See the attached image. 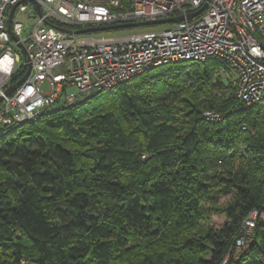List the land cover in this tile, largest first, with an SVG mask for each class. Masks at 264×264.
<instances>
[{"label":"trees","instance_id":"obj_1","mask_svg":"<svg viewBox=\"0 0 264 264\" xmlns=\"http://www.w3.org/2000/svg\"><path fill=\"white\" fill-rule=\"evenodd\" d=\"M233 74L172 61L4 126L0 264H264V217L235 244L264 215V98L240 102Z\"/></svg>","mask_w":264,"mask_h":264},{"label":"built area","instance_id":"obj_2","mask_svg":"<svg viewBox=\"0 0 264 264\" xmlns=\"http://www.w3.org/2000/svg\"><path fill=\"white\" fill-rule=\"evenodd\" d=\"M0 0V130L26 121L46 107L62 106L146 71L177 60L203 61L210 56L232 67L237 99L252 104L264 98V0ZM38 6V8H37ZM28 10L34 21L27 34L16 13ZM183 15L166 27L145 26L126 34H67L54 21L78 28L155 20ZM154 24L149 26H157ZM125 29V28H119ZM12 36L16 37L15 40ZM19 44L29 63L24 81L10 94L6 87L19 66L27 70ZM24 72V73H25ZM46 84L47 89L44 88ZM74 85L78 92L69 94ZM204 117L220 118L205 111ZM262 217L252 209L243 219L240 248Z\"/></svg>","mask_w":264,"mask_h":264},{"label":"water","instance_id":"obj_3","mask_svg":"<svg viewBox=\"0 0 264 264\" xmlns=\"http://www.w3.org/2000/svg\"><path fill=\"white\" fill-rule=\"evenodd\" d=\"M25 1H32L33 2V0H20L18 3L14 4L10 9L9 18H8V22H9L8 27H9L10 33H11L10 23H11L13 12L19 3H22ZM207 1L208 0H206L205 3L196 12L188 14L187 17H192L193 15L201 12L205 8ZM37 8H38V6H37ZM182 19H184V16L179 15V16H172V17H166V18H159V19H155V20L135 21V22H127V23H121V24H113V25L87 26V27L73 28V29L64 28V27H57V28L59 30L67 33V34L79 35V34H85V33H94V32L114 30V29H119V28H129V27H137V26H145V25L172 23V22H178ZM12 37L15 40L17 39L14 36H12ZM19 47L21 49L22 56L24 57L25 64L28 67L29 63H28V59L26 57L25 49H24L22 44H19ZM28 72H29V67L27 68L26 72L22 75V77L19 80H17L16 82H14V83H12L6 87V89L4 90V95H8L11 92H13L24 81ZM2 98H3V95H0V101L2 100Z\"/></svg>","mask_w":264,"mask_h":264},{"label":"rangeland","instance_id":"obj_4","mask_svg":"<svg viewBox=\"0 0 264 264\" xmlns=\"http://www.w3.org/2000/svg\"><path fill=\"white\" fill-rule=\"evenodd\" d=\"M26 4L28 5H32L33 3L31 1H28ZM27 12H29L28 10L26 11H20L16 13L17 18H19V20L23 23L25 30H24V35L27 34L30 30L31 25L33 24L34 19L29 16L27 14ZM167 24H161V25H157V26H149V25H145V28L148 29H154V28H162V27H166ZM140 28H125V29H114V30H108V31H101L99 33H97L96 35H103V36H109V35H118V34H126V33H130L133 31H137ZM223 79L225 82H227V76L223 75ZM44 88L47 89L46 84H44ZM67 92L69 94H76L78 92V90L76 89V87L74 85H70L67 87ZM227 200V196L226 197H222L219 199L220 202H223ZM264 217V215H263ZM224 220V216L222 213H214L212 212V214L210 215V219L206 221L204 227L206 226H212V227H221L222 223Z\"/></svg>","mask_w":264,"mask_h":264}]
</instances>
